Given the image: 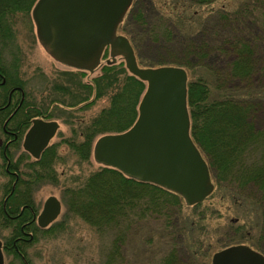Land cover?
I'll list each match as a JSON object with an SVG mask.
<instances>
[{
  "label": "trees",
  "instance_id": "obj_1",
  "mask_svg": "<svg viewBox=\"0 0 264 264\" xmlns=\"http://www.w3.org/2000/svg\"><path fill=\"white\" fill-rule=\"evenodd\" d=\"M35 1L0 0V34L2 29L10 28L16 21L14 18L13 22L12 17L17 13L31 14ZM138 1H132L118 26V30L132 44L137 64L140 67L176 65L187 70L202 68L206 72L205 75L196 74L192 80L187 78V108L190 136L206 157L209 170L215 172L216 183L209 196L215 195L218 187H223L220 196L230 197L236 208V204L242 202L256 205L260 209L264 206L263 201L257 199L259 202L256 203L248 199L245 202L243 193L246 194V190L254 183L260 185V190L264 192V124L257 127L255 122V112L264 106V87L253 86L259 78L264 79V0H240L233 8L226 5L213 6L201 20L195 17L197 15L190 16L196 18V23L178 34L177 43H169L174 48L179 45L176 53L178 57L182 54V57L156 63L142 59L144 41L159 43L160 38L171 40L174 38L173 32L166 26L176 25V19L180 20L177 14L176 19H173L175 12L181 14L193 5H211L212 0H191L182 4L170 0L166 5L167 13L157 8L161 20L157 17L151 24H146L144 13H138L137 18L133 16L132 21H129ZM129 22L133 26L128 27ZM166 35L168 37L165 39ZM165 46L162 44L159 49L164 51ZM102 56L107 59L89 71L94 72L100 66L97 75L86 82H73L78 90L56 87V90L61 89L62 95L69 98L64 106L57 98L51 100L56 105L55 109L52 108L57 110V115L65 111L72 119V113L77 107H69L87 101L90 96L92 99L88 104L101 96L109 97L107 107L101 108L87 124L80 125L77 130L82 138L80 141L65 140L83 160L91 157L94 142L99 136L123 132L132 126L146 89L145 81L127 70L123 56L122 61L116 63L113 60L116 56L110 54L109 47L104 49ZM77 70L80 75L88 72ZM52 114L48 113L44 117L49 119ZM55 146L49 145L44 154L48 159L47 177L49 180L55 178L56 181L57 175L52 170L55 155H51ZM99 165L82 184L63 188L67 206L99 231H103L104 227H119L122 221H127L124 226L126 230L132 229L135 224L138 225L137 231L143 230L140 221H150L153 216L165 215L170 205L183 203L182 197L174 192L129 178L114 167ZM131 215L137 219L130 220ZM195 222V219H190L189 229H192ZM231 244L235 242L227 245Z\"/></svg>",
  "mask_w": 264,
  "mask_h": 264
},
{
  "label": "rangeland",
  "instance_id": "obj_2",
  "mask_svg": "<svg viewBox=\"0 0 264 264\" xmlns=\"http://www.w3.org/2000/svg\"><path fill=\"white\" fill-rule=\"evenodd\" d=\"M169 1L139 0L129 21H132L133 16L137 18L138 16L136 15L138 13H144L147 20L146 24L148 22L151 24L160 16L158 15L160 12H157L158 9L164 14L167 13L166 5ZM175 1L178 4H182L191 0ZM237 1L240 0H212L211 5H193L181 14L175 12L172 15L173 19H176L175 15L177 14L180 20L176 19V25L168 24L166 26L173 32L174 38L168 41L160 38L161 41L159 43L150 40L144 41L141 50L142 59L145 62L156 63L166 60L174 61L181 58L182 54L178 57V53H176V48H179V45L177 44V47L174 48L172 47L173 44L169 43H177L178 34L193 26L194 22L196 23L194 21L196 18L194 19L190 16L197 15L195 17H199L198 20H201L213 6L226 5L228 8H233L232 6L237 5ZM165 2L166 4H164ZM12 18L13 22L14 18H16L13 23V31L16 34V40L22 49L21 52L26 61V68H23V70H26L27 76L31 77L29 82H27L28 90L35 102L44 103V112L46 114L54 113L49 116V119H56L60 122L59 131L50 141V143L56 144L51 155H55L52 161V170L57 175V179L56 181L55 178L50 179L51 181L48 179L44 186L37 190V196L41 195L45 198L50 194L60 195L63 199L64 208L58 217V222H61L60 225L56 226L48 235H44L42 241H39V245L43 247L44 260L40 261L41 259L35 255L34 249L29 251L33 264H43V262L44 264H106L108 261H112L114 264H205V261H207L208 264H211L212 254L227 246L230 242L248 243L264 253V206L259 209L256 205L251 204V206L241 202L236 204V208L230 197L220 196L223 192V187L215 189V195L209 196V194V197L199 202L201 204L196 207L194 206L196 204L187 205L184 199L181 198L182 205H170L165 215L153 216L150 221H140L141 229L143 230L138 231V225L136 224L130 230L124 229L127 221H122L119 227H104L103 231H99L88 224L80 214L77 215L72 211L64 201L63 188L82 184L86 177L98 169L100 165L94 160L93 153L87 160L79 158L65 140L80 141L82 138L77 132L80 125L87 124L91 118L99 113L101 108L107 107L109 105V97L104 95L88 104L92 99L90 96L87 101L76 106L77 108H83H76L72 113L75 118L72 117V119L69 118L65 111L62 115H57L58 113L55 112L57 110H54L56 105L51 100L57 98L63 102L61 105L64 106V102H67L69 98L62 95L61 89L56 90V87L62 86L78 90L74 87L75 84L73 82L78 80L82 82L88 81L100 72V66L94 72L89 73L90 70H87L88 72H85L84 75H80L77 68L60 63L45 52L37 40L31 14L23 15L17 13ZM131 26L133 25L129 22L128 27ZM117 32L121 33L118 27ZM167 37L166 35L164 38L166 39ZM199 38H202L201 34ZM162 44L167 46H165L166 50L164 51L159 49ZM106 59L101 55L99 64ZM122 59V56L117 55L113 60L119 63ZM185 70L187 69L185 68ZM198 73L206 74L202 68H192L187 70V78L192 80ZM256 82L253 85L254 87H264V79L260 80L259 78ZM237 85L239 86V84ZM58 105L60 106V103ZM255 115H257L255 118L256 126L261 127L264 124V106L256 111ZM202 155L204 157L203 153ZM206 162L208 163V161ZM214 174V170L210 169L213 185L216 183ZM6 180L7 177L2 172L0 159V198L1 186ZM260 189L261 186L255 183L250 185L249 189L246 190V194L245 192L243 193V200L245 202L248 199L251 202L255 200L256 203L261 200L264 205V192ZM131 216L130 220L137 219L133 215ZM190 219H195L196 221L192 229H189ZM169 224L172 226L170 227ZM166 228L171 230H165ZM108 253L112 254L108 255ZM38 254L40 255L39 252ZM11 258L10 254L6 260Z\"/></svg>",
  "mask_w": 264,
  "mask_h": 264
},
{
  "label": "water",
  "instance_id": "obj_3",
  "mask_svg": "<svg viewBox=\"0 0 264 264\" xmlns=\"http://www.w3.org/2000/svg\"><path fill=\"white\" fill-rule=\"evenodd\" d=\"M133 0H36L31 10L39 44L54 60L94 70L106 47L123 56L127 70L147 83L132 126L105 134L93 145L94 160L125 176L158 185L181 196L187 205L202 202L214 188L210 170L190 136L187 72L181 66L140 67L129 39L117 27ZM44 128V135L38 134ZM55 120H35L26 134L27 149L48 144ZM30 146V147H29ZM60 202L50 195L40 216L44 226L57 218ZM212 264H264V256L247 244L213 253ZM0 264H4L0 241Z\"/></svg>",
  "mask_w": 264,
  "mask_h": 264
},
{
  "label": "flooded vegetation",
  "instance_id": "obj_4",
  "mask_svg": "<svg viewBox=\"0 0 264 264\" xmlns=\"http://www.w3.org/2000/svg\"><path fill=\"white\" fill-rule=\"evenodd\" d=\"M15 36L13 24L8 29H2L0 34V159L2 172L7 177L1 186L0 241L4 264H33L29 251L34 249L40 261L44 260L43 247L39 245V241L60 225L58 217L64 208L62 197L50 194L59 200L60 213L46 226L41 222L45 200L50 196H37V190L48 180V159L44 153L59 131L60 122L44 117V103L39 104L33 100L27 83L31 77L23 70L26 68V61ZM77 105L69 108L73 109ZM35 120H55L58 123L54 136L45 147L42 146L36 156L33 151L39 148V140L29 146V149L24 145L26 134ZM43 131L44 128L38 134L44 135ZM235 244H247L264 256L261 250L248 243ZM10 254L12 258L6 260ZM106 264L114 262L108 261ZM205 264H208L207 261Z\"/></svg>",
  "mask_w": 264,
  "mask_h": 264
}]
</instances>
